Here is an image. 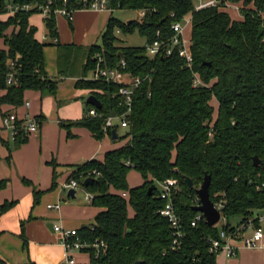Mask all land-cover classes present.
<instances>
[{
  "label": "trees",
  "instance_id": "trees-1",
  "mask_svg": "<svg viewBox=\"0 0 264 264\" xmlns=\"http://www.w3.org/2000/svg\"><path fill=\"white\" fill-rule=\"evenodd\" d=\"M1 1L4 6L8 0ZM14 1L25 4L35 0ZM216 1L215 7L201 10H196L195 0L111 1L114 11L147 10L146 16L127 23L111 16L101 45L90 48L84 71L88 74L97 69L95 57L99 55L103 59L101 68H115L125 60L128 74L149 78L135 94L128 134L123 137L127 142L107 153L103 162L93 160L78 165L70 178L93 195L91 205L101 210L93 225L78 230L83 241L90 244L98 241L106 246L99 259L92 254L91 264L138 261L216 264L217 255L210 252L206 239H219L221 231L231 233L253 218H256L255 228L261 226L259 217L264 216V0ZM240 3L244 6L241 21L233 20L222 9L227 4ZM57 6H61V1L58 0ZM4 12L2 8L0 16ZM31 15L19 13L7 20L0 17V39L7 46L0 53V90L6 91L0 105L23 106L26 91L43 95L56 93L57 81L50 80L46 74L43 55L46 44L36 39L37 30L29 22ZM185 18L192 19V70L178 56L151 58L145 46H123L118 38L119 34L138 32L146 38V43H152L158 31L161 36H173V25ZM12 27L18 31L7 35ZM46 27L49 36L56 39V16L46 20ZM12 63L17 84L8 85ZM195 72L205 87L194 88ZM77 86L91 90L102 103V109H97L98 117L86 116L68 127L87 128L101 141L105 137L107 118L125 112L118 95L119 86L85 80H80ZM88 108L93 106L88 104ZM16 126L19 132L15 142L20 146L28 141V134L22 122ZM255 157L259 165H255ZM132 170L141 175V186H129ZM206 175L211 177L212 202L225 204L222 213L226 224L221 228L209 227L205 219L192 226L200 213L194 210V200ZM88 178L96 181L85 187L84 181ZM170 178L179 182L173 202L184 236L177 248L173 246L170 223L160 214L165 201L157 188L159 182ZM187 179L192 181V188ZM6 186L7 181H0V192ZM14 205L15 202L0 205V219ZM235 220L239 222L233 227ZM0 264L6 263L0 258Z\"/></svg>",
  "mask_w": 264,
  "mask_h": 264
},
{
  "label": "crops",
  "instance_id": "crops-1",
  "mask_svg": "<svg viewBox=\"0 0 264 264\" xmlns=\"http://www.w3.org/2000/svg\"><path fill=\"white\" fill-rule=\"evenodd\" d=\"M203 3L199 0L196 7ZM231 7L222 9L233 20H243L241 14L231 11ZM109 15L110 12L77 11L72 20L56 16V39L49 36L42 15L32 14L29 19L30 25L37 30L36 39L46 44L43 52L46 74L58 84L54 94L26 91L25 104L21 107L0 105V181H7L6 188L0 192V205L15 202L0 219V258L6 264H62L65 250L62 237L54 231V226L80 230L91 226L85 223L94 220L101 211L91 202H88L91 212L76 206L71 200L77 199L78 191L73 198L65 185L71 181L78 165L93 160L103 162L107 153L119 149L114 147L112 142L115 140L110 136L105 135L99 141L87 128L68 127L90 117L88 98L92 96L91 90L80 88L77 83L91 76V72L86 74L84 71L90 48L100 36L102 38ZM189 26L192 28V24ZM17 31L18 28L12 27L7 35ZM0 40L1 53L7 46L4 39ZM5 94L6 91L0 90V98ZM10 115H16L20 121L27 117L41 120L39 133L28 134V141L18 146L12 131L3 124L4 118ZM11 140L14 149H11ZM56 205L61 209L49 208ZM251 233L245 232L243 236ZM82 256L88 255H77L79 262ZM216 264H264V248L242 249L231 258L221 254L217 256Z\"/></svg>",
  "mask_w": 264,
  "mask_h": 264
},
{
  "label": "built area",
  "instance_id": "built-area-1",
  "mask_svg": "<svg viewBox=\"0 0 264 264\" xmlns=\"http://www.w3.org/2000/svg\"><path fill=\"white\" fill-rule=\"evenodd\" d=\"M61 6H57L58 0H35L32 3L21 4L14 0H8L4 6L0 0L1 9L11 15L16 16L19 13L40 14L45 20L50 19L52 16H64L69 20L73 19V14L77 11H96V12H110L113 13L112 0H59ZM217 1L213 0L208 3L200 4L196 7V10H201L207 7H215ZM0 9V10H1ZM147 10L138 12L139 18L146 16ZM192 24L191 18H185L183 22H179L173 25V36H161L160 31L157 32V39L152 43H146L145 48L147 55L151 58L156 57H173L178 56L185 61L186 66L192 70L193 66V54L191 51V40L186 38V27ZM98 59V67L93 72L91 81H101L106 84H112L119 86L118 95L121 99V105L125 108V112L120 115H112L105 121L104 132L105 135L111 137V132L114 130L118 133V127L123 129H129V117L132 113L133 102L137 90L141 87L149 76L141 78L138 76H132L126 72L127 63L122 60L121 63L115 68H101L103 59L96 55ZM11 72L7 77L8 85L17 84L16 72L14 64H11ZM206 85L202 81L198 73H194V88L205 87ZM27 106L29 104L27 103ZM88 115L90 117H98L97 108L93 107L89 109ZM22 122L27 134H35L40 131V121L35 118L27 117L24 121H20L16 115H10L4 118L3 124L6 128L12 131L14 140L18 135V129L16 123ZM212 135V134H211ZM95 175H98L94 173ZM179 182L177 179L170 178L164 182H159L157 188L159 190V196L165 201V207L160 211V214L165 217L173 230L174 241L173 246L177 248L181 245L183 239L182 221L175 210L173 196L178 189ZM65 188L68 190L74 189L76 191H84L85 189L79 185L75 180H71ZM260 189V188H258ZM86 193V192H85ZM87 201L93 200V195L86 193ZM124 196H126L124 194ZM195 206L200 205V198L197 194L195 197ZM221 214L219 223L226 224V220L223 216L224 201H220L215 205ZM51 209L60 210L61 206H49ZM205 217L202 213H198L192 222V226H197L199 222L204 220ZM256 219V218H255ZM255 219H249L246 224L236 227L231 233L221 231L219 239L210 237L206 241L210 244V252L215 255L225 254L228 257H235L242 249L260 250L264 248V216L259 217V223L261 226L255 228ZM206 220V219H205ZM218 223V224H219ZM217 224V225H218ZM216 225V226H217ZM54 231L59 233L62 237L61 244L65 250V260L62 264H86L77 260V255L86 254L89 256L91 264L92 254L95 259H99L102 253V249L106 246L104 243L98 241L90 244L81 239L79 231L76 229H64L61 226H54ZM251 231L250 236H243V233ZM236 241L238 242L236 244ZM235 243V244H234ZM92 250V251H91ZM93 252V253H92Z\"/></svg>",
  "mask_w": 264,
  "mask_h": 264
},
{
  "label": "rangeland",
  "instance_id": "rangeland-1",
  "mask_svg": "<svg viewBox=\"0 0 264 264\" xmlns=\"http://www.w3.org/2000/svg\"><path fill=\"white\" fill-rule=\"evenodd\" d=\"M209 1H212V0H202V2H205V3L209 2ZM195 3L196 4L199 3V0H195ZM228 5L230 7L232 6V4H227V6ZM236 5L234 4L230 8L231 11L232 12L236 11L239 14H241V11H242V9L244 7L243 3L236 4ZM8 15L9 14L4 12V14H2L1 17L3 18V20H6L9 17ZM111 16H113L115 19H117V20H119V21H121L123 23H127V22H130V21L139 19L138 12L137 11H132V10H115L113 13H111V15H109L110 18H111ZM241 16H242V14H241ZM191 29L192 28L189 25L186 27L185 34H186L187 39H190V37H191ZM43 33H44V31L41 33V35ZM118 38L121 40V45H123V46L143 47L146 44V38L142 37L138 32H135L134 34H131V35L130 34H128V35L119 34ZM101 43H102V38L100 36V38L98 39V41H97V43L95 45H101ZM0 45H2V42H0ZM93 72L94 71L91 72V76H89L87 79H85V81H91L90 79H91V77L93 75ZM215 107H217V106L215 105ZM127 134H128V129H123V128L118 127V135H119L120 139H117V140L112 142L115 148H120L127 142L128 139H123V137L125 135H127ZM12 143H13V141L11 140V149H14ZM128 182H129V186L131 188H135V187H138L141 184H143V179H142L141 175L138 172H136L135 170H132L130 172L129 176H128ZM71 201H73V203H76L75 205L78 206L79 208H84L85 210L87 209V210H89L91 212V210L89 209V206H88L90 204L87 201V195H86V193L84 191H78L77 199L76 200H71ZM89 222H92V223H89ZM237 222H239V220H235L234 224H237ZM94 223H95V219L92 220V221L88 220V222L85 223V224H89V225L92 224L93 225ZM222 225H223V223H219L217 225V227L221 228ZM79 260L81 262H83V263H86V264H89V262H90V259H89L88 256H82V258L79 259Z\"/></svg>",
  "mask_w": 264,
  "mask_h": 264
},
{
  "label": "water",
  "instance_id": "water-1",
  "mask_svg": "<svg viewBox=\"0 0 264 264\" xmlns=\"http://www.w3.org/2000/svg\"><path fill=\"white\" fill-rule=\"evenodd\" d=\"M0 9H1V3H0ZM88 104L94 106L97 109H102V103L93 95L88 98ZM112 139L113 140L119 139V135L115 130L112 132ZM254 163L255 165H259L260 161L258 160L257 157L254 158ZM95 181L96 179L94 178H88L84 181V186L88 187L89 185H92ZM187 182L189 186L192 188L193 187L192 181L190 179H187ZM210 185H211V177L209 175H206L202 186L197 191V194L200 198V205L196 206L194 210L204 215L206 219V223L209 227H215L220 222L221 214L211 200L210 191H209ZM151 192L152 189L149 190V194ZM69 195L75 198L76 190L71 189ZM135 264H143V263L142 261H138Z\"/></svg>",
  "mask_w": 264,
  "mask_h": 264
}]
</instances>
